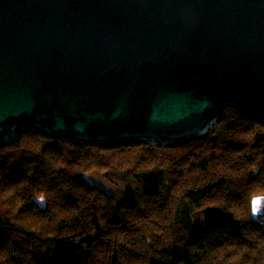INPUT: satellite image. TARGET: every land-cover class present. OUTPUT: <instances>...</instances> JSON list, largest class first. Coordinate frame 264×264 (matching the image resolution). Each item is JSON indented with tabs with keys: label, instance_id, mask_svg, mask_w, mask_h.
Wrapping results in <instances>:
<instances>
[{
	"label": "water",
	"instance_id": "1",
	"mask_svg": "<svg viewBox=\"0 0 264 264\" xmlns=\"http://www.w3.org/2000/svg\"><path fill=\"white\" fill-rule=\"evenodd\" d=\"M228 103L264 117V0H0V143L180 140Z\"/></svg>",
	"mask_w": 264,
	"mask_h": 264
},
{
	"label": "trees",
	"instance_id": "2",
	"mask_svg": "<svg viewBox=\"0 0 264 264\" xmlns=\"http://www.w3.org/2000/svg\"><path fill=\"white\" fill-rule=\"evenodd\" d=\"M98 170L109 192L87 174ZM264 117L225 104L203 134L0 143V264H264Z\"/></svg>",
	"mask_w": 264,
	"mask_h": 264
},
{
	"label": "rangeland",
	"instance_id": "3",
	"mask_svg": "<svg viewBox=\"0 0 264 264\" xmlns=\"http://www.w3.org/2000/svg\"><path fill=\"white\" fill-rule=\"evenodd\" d=\"M87 178L94 184L105 189L106 191H113L115 187L104 177V175L98 170H94L87 174Z\"/></svg>",
	"mask_w": 264,
	"mask_h": 264
}]
</instances>
